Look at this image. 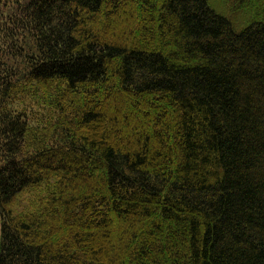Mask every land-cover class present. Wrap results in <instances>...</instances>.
Here are the masks:
<instances>
[{
    "label": "trees",
    "instance_id": "1",
    "mask_svg": "<svg viewBox=\"0 0 264 264\" xmlns=\"http://www.w3.org/2000/svg\"><path fill=\"white\" fill-rule=\"evenodd\" d=\"M0 264H264V0H0Z\"/></svg>",
    "mask_w": 264,
    "mask_h": 264
}]
</instances>
